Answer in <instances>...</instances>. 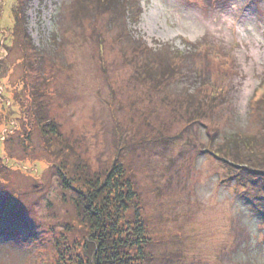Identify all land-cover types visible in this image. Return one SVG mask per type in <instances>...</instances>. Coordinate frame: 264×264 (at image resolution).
I'll return each instance as SVG.
<instances>
[{"label": "rangeland", "instance_id": "1", "mask_svg": "<svg viewBox=\"0 0 264 264\" xmlns=\"http://www.w3.org/2000/svg\"><path fill=\"white\" fill-rule=\"evenodd\" d=\"M178 53L210 81L174 78L172 101L143 66ZM224 129L264 146V0H0V264L87 260L76 174L103 182L119 164L137 264H264V147L245 176L211 153Z\"/></svg>", "mask_w": 264, "mask_h": 264}, {"label": "trees", "instance_id": "2", "mask_svg": "<svg viewBox=\"0 0 264 264\" xmlns=\"http://www.w3.org/2000/svg\"><path fill=\"white\" fill-rule=\"evenodd\" d=\"M114 2L117 3L118 7H121V4H123V0H108V4ZM79 4L78 2L77 6ZM19 15L20 13L15 11V26H18ZM138 15L139 13L136 14V16ZM139 52L144 54L143 50H139ZM176 58L181 63H177L176 60L171 58L169 61L165 60L160 65L153 63L154 66L149 67V62H145L143 69L147 70V80L154 83H163L162 89L168 91V96L170 89L174 86L173 83L175 82L172 81L174 78L178 81L175 83L177 85H180L181 79L185 77L193 79L195 82L199 78V81L203 84L210 81L201 72H190L192 69L185 70L183 68L182 63L187 59L186 55L178 53ZM181 97L184 99L182 106L185 109H196L197 113H199V119L206 117V113L209 112L208 101H197L196 96H191L187 92H184ZM172 98H175V96H172ZM201 99L206 100L207 97H202ZM220 99H225L222 92H218L217 97L215 96L213 101L219 100V104L222 105L223 102ZM170 100L172 99L170 98ZM175 102L178 104L179 100ZM213 104H215L212 105L214 113L218 110L217 103ZM182 106L180 102L179 107L181 108ZM210 112L212 111L210 110ZM41 128L48 143H51L52 137L60 143L57 129L53 123L48 122L41 126ZM212 141L213 152L209 150L210 148L208 150L217 158L223 155L231 164H239L238 166L242 169H246L243 167H249V171H243L245 176L251 171H258V169H255L258 168L256 166L258 162L255 158L253 159V152L256 154L264 146L257 139L249 137L248 134L242 132H230L224 129L223 133L219 132L216 136L213 135ZM156 143L160 144L159 141H156ZM250 152L252 155L249 157V160H245L248 157L247 155H249L246 153ZM78 167L80 168V166ZM80 171L76 174V179L82 187L81 190L76 192L78 200L75 202L78 208L76 217L81 225L86 227L88 225L90 227L89 231L91 234L90 244L87 241H84L82 244V250L87 256V260L80 258V264H137V261L141 262L145 260L143 254L146 239L141 229V222L136 226L138 228L132 230L133 233L129 234L127 233L129 230L120 227L123 216L129 211L133 202V188L124 167L121 164L115 165L112 168V172L105 177L103 182L99 178L91 176L88 171L81 168Z\"/></svg>", "mask_w": 264, "mask_h": 264}]
</instances>
